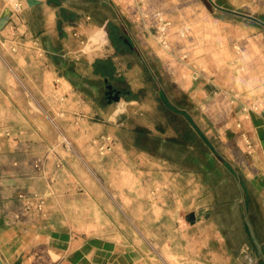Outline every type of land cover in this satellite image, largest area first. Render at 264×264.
Segmentation results:
<instances>
[{
	"label": "crops",
	"instance_id": "1",
	"mask_svg": "<svg viewBox=\"0 0 264 264\" xmlns=\"http://www.w3.org/2000/svg\"><path fill=\"white\" fill-rule=\"evenodd\" d=\"M20 1L22 9L0 29L3 264H264V109L239 104L229 122L232 130L217 148L190 113L163 98L203 140L205 159L193 165L184 158L177 165L173 149L164 153L158 146H175L176 133L161 137L148 125L143 107L128 113L111 109L103 121L80 113L82 105L90 110L79 92L81 81L105 77L106 82L113 76L129 82L116 55H105L107 39L101 42L93 34L87 6L95 0ZM7 7L10 0H0V16ZM86 37L92 46L81 52ZM99 59L112 61L111 72H101L103 63L97 71ZM139 99L135 93L130 101L139 104ZM91 107L95 114L96 105ZM49 115L62 127L66 116L88 130L77 137L49 135ZM131 121L142 127L131 129ZM64 138L77 141L90 165L103 169L109 194L100 201L91 197L96 181L77 178L78 160ZM149 139L151 144L144 143ZM51 140L58 141L54 147L63 158L59 169L56 156L48 154ZM178 140L189 154L194 150L190 137ZM98 152L102 164L95 159ZM238 153L243 158L236 165ZM80 188L90 197L80 200ZM33 193L44 197L43 208L32 205L17 217L26 203L21 194Z\"/></svg>",
	"mask_w": 264,
	"mask_h": 264
},
{
	"label": "rangeland",
	"instance_id": "2",
	"mask_svg": "<svg viewBox=\"0 0 264 264\" xmlns=\"http://www.w3.org/2000/svg\"><path fill=\"white\" fill-rule=\"evenodd\" d=\"M73 3L83 6L82 2ZM87 7L92 13L90 21L95 24V38L101 42L103 37L107 39L105 55H116L117 65L129 73V82L111 76L112 82L131 91L110 104L104 97L105 77L81 81L79 92L90 104V110L86 105L79 107L81 114L89 112L95 117L93 120L103 121L108 119L111 109L128 113L135 105L143 107L148 125L155 127L161 137L177 135L175 146L173 142L158 145L162 151L172 153L173 149L177 165L183 164L184 158L196 165L206 157L203 140L194 127L189 128L184 115L174 113L163 98L190 113L216 147L222 141L221 136L232 130L229 122L239 104L259 101L264 105V25L245 16L251 14L262 19L264 0H95L88 2ZM119 34L129 38L133 49L123 43ZM162 39L169 45L165 47ZM162 88L164 93L160 91ZM135 93L141 98L139 104L130 101ZM91 104L97 107L95 114ZM67 110L72 114L71 107ZM63 119L62 127L49 115V135L58 131L77 137L88 130L86 124L72 123L66 116ZM138 123L126 124L135 130L142 127ZM187 136L194 146L190 154L185 151L184 142L178 140ZM51 141L54 145H49L48 154L53 152L56 156L55 166L59 169L63 158L54 147L58 141ZM63 143L78 160L77 178L96 181L91 197L100 201L109 194L103 169L90 165L77 141L64 138ZM144 143L151 144L152 140ZM241 158L243 155L238 153L233 162L238 165ZM95 159L102 164L100 152ZM78 193L80 200L90 197L81 188Z\"/></svg>",
	"mask_w": 264,
	"mask_h": 264
},
{
	"label": "built area",
	"instance_id": "3",
	"mask_svg": "<svg viewBox=\"0 0 264 264\" xmlns=\"http://www.w3.org/2000/svg\"><path fill=\"white\" fill-rule=\"evenodd\" d=\"M10 5H11L10 9L12 10V14H13L14 12H18V11H20L22 9L23 3L20 0H10ZM76 34H78V33H76ZM161 41H162V44L165 47L169 45V43L167 42L166 39H162ZM81 43H82V48L80 49V51L81 52H86L92 46V39L89 38V37H86V38L81 40ZM245 107L254 108V109H264V105H262V102H259V101H255V102H253L250 105H245ZM107 139H109V138L107 137ZM248 144L250 145L249 142H248ZM104 149H105V146L103 144V145H101V150H104ZM60 164H62V162L59 163V165ZM21 196L23 198H26V203H24V205L22 206L21 212H19V214H17V217H20V215L26 209L28 210L32 205H34L38 209H42L43 206H44L45 199L39 193H33L31 195H26L25 197H24L23 194H21ZM31 199L35 201V204H32L30 202Z\"/></svg>",
	"mask_w": 264,
	"mask_h": 264
},
{
	"label": "water",
	"instance_id": "4",
	"mask_svg": "<svg viewBox=\"0 0 264 264\" xmlns=\"http://www.w3.org/2000/svg\"><path fill=\"white\" fill-rule=\"evenodd\" d=\"M29 4H34L37 2V0H27ZM12 15V10L7 7L3 13L1 14L0 16V29L3 28V26L7 23V21L9 20V18L11 17ZM246 17L250 18V19H253L257 22H259L260 24L264 25V20L255 16V15H251V14H245ZM122 37L124 38V41L129 43L130 44V40L128 37H125L124 35H122ZM131 48L133 49V47L131 46ZM113 88V84L112 83H109L108 84V90L106 91V94L108 95V100L111 102V101H118L120 99V90L116 91L115 93L114 90L112 89ZM188 219L189 220H194V213H190L188 215ZM0 264H3L2 260L0 259Z\"/></svg>",
	"mask_w": 264,
	"mask_h": 264
},
{
	"label": "trees",
	"instance_id": "5",
	"mask_svg": "<svg viewBox=\"0 0 264 264\" xmlns=\"http://www.w3.org/2000/svg\"><path fill=\"white\" fill-rule=\"evenodd\" d=\"M62 14H64L65 10L62 9ZM262 19L264 20V16H262ZM110 33H111V38L113 39V41H116V36H115V33L110 30ZM96 66H97V71L99 70V67H100V63H103V67H102V71L101 72H111V70L113 69V63L110 59H104V60H96Z\"/></svg>",
	"mask_w": 264,
	"mask_h": 264
},
{
	"label": "flooded vegetation",
	"instance_id": "6",
	"mask_svg": "<svg viewBox=\"0 0 264 264\" xmlns=\"http://www.w3.org/2000/svg\"><path fill=\"white\" fill-rule=\"evenodd\" d=\"M119 37L124 40V38L122 37V34H119ZM109 83H112L113 84V88H112L114 90L113 93H115L118 90H120V92H119L120 96H123V95H125V94L128 93V90L127 89H125L124 87H122V86H120V85L112 82V80L109 79L108 81H106L105 88H104V97L106 98V100H108V95L106 94V91L108 90V84Z\"/></svg>",
	"mask_w": 264,
	"mask_h": 264
}]
</instances>
